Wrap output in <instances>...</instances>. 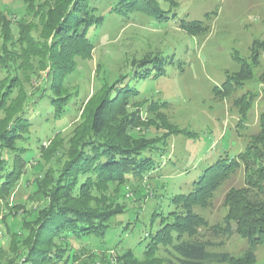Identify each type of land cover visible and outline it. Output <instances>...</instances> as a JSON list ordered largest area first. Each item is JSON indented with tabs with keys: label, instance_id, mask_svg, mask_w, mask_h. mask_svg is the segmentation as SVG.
I'll return each mask as SVG.
<instances>
[{
	"label": "rangeland",
	"instance_id": "1",
	"mask_svg": "<svg viewBox=\"0 0 264 264\" xmlns=\"http://www.w3.org/2000/svg\"><path fill=\"white\" fill-rule=\"evenodd\" d=\"M27 1L0 0V55L21 53L20 20H27L32 27L31 35L41 43L51 44L54 40L53 36L43 37L38 16L26 10ZM43 1L37 0L36 6ZM156 2L165 13L162 19L144 12H124V9L119 12L115 9L117 0L91 1L96 9L91 13L105 19L90 31L93 45L90 54L75 57V69L63 82L65 98L70 100L59 117L54 115L49 102L53 95L50 89L53 70L47 62L45 66L43 55L30 56L31 65L18 70L21 86L19 79L12 83V73L0 64V83L14 85L10 98L19 93L25 95L22 108L31 123L27 138L17 142L30 150L31 159L23 168L24 176L14 192L7 197L10 207L20 203L30 208L32 203L42 208L46 204L36 194L35 200L39 202L31 199L36 190L33 181L47 180L64 170L73 149L70 140L75 128L80 124L89 126L90 109L98 104L106 88L118 87L121 82L122 87L139 92L129 96L125 103L127 119L132 115L138 118L137 123L130 124L128 132L145 133L155 141V152L149 154L155 158L156 168L143 181L135 179L113 191L112 197H117L124 212L111 218L103 239L92 237L84 242L101 249H119L120 254L132 249L143 263L169 264L171 247L164 243L148 259L145 250L150 237L146 233H154L169 219L170 213L181 211L180 202L172 200L175 194L189 192L193 182L220 157L233 158L244 152L250 136L259 128V116L264 111V0ZM4 25L6 30L9 28L10 40L4 36ZM158 51L170 61L164 74L135 78L139 70L137 62ZM38 57L43 60L38 62ZM241 60L248 63L252 75L247 70L245 75L249 78L241 86L231 80V91L226 94L224 83L235 75L242 77ZM216 88H219L217 95ZM250 95L252 104L242 112L234 101L245 96L242 105H247ZM4 116L0 110V117ZM243 184L242 172L223 185L210 206L198 210L208 222L198 229L201 234L224 219L228 210L224 203L227 190ZM1 203L0 244L3 242L1 246L7 249L9 226L4 223L5 209ZM14 220L10 216L7 224L14 228ZM212 241L215 243L210 247L212 251L227 252L234 258L223 264H234L249 247L239 234H223ZM81 246L74 244L75 248ZM255 255V264H264V244L256 247ZM90 257L84 254L81 259Z\"/></svg>",
	"mask_w": 264,
	"mask_h": 264
},
{
	"label": "trees",
	"instance_id": "2",
	"mask_svg": "<svg viewBox=\"0 0 264 264\" xmlns=\"http://www.w3.org/2000/svg\"><path fill=\"white\" fill-rule=\"evenodd\" d=\"M36 1L28 0L26 10L38 16L43 37L53 36L54 40L51 44L41 43L31 35L32 27L27 20H20L21 53L0 55V64L12 73L15 84L19 79L18 70L31 65L29 57L43 55L45 66L47 62L53 70L50 83L53 95L49 102L54 115L59 117L70 100L65 98L63 82L75 69V57L90 54L93 47L90 31L100 26L105 18L91 13L96 10L91 6L92 0H44L38 6ZM156 1L117 0L115 9L144 12L162 19L165 13ZM189 25L192 27L194 23ZM4 36L10 40L11 33L5 25ZM39 60L43 58L38 57ZM169 62L160 51L145 56L137 62L139 70L134 77L161 76ZM149 63L154 66H148ZM240 66L242 77L239 79L235 75L224 83L226 94L231 91V80L241 86L252 75L248 63L241 60ZM247 70L249 76L246 77ZM13 84L0 83V110L5 113L0 117V201L10 235L7 249L1 246L3 242L0 244V264H96L98 261L108 264L110 251H113L115 264H150L136 258L132 249L120 254L119 249H101L84 242L92 237L103 239L111 218L124 212L117 197H112L114 192L135 179L143 181L156 168V160L149 154L155 152V141L148 139L145 133L128 132L130 124L137 123L138 118L132 115L127 119L125 103L129 96L139 92L129 86L122 87L121 82L118 87L106 88L98 104L90 109L89 126L80 124L75 128L70 140L73 153L71 150L64 170L47 180L33 181L36 190L31 199L46 204L42 208L32 203L30 208L20 203L10 207L7 197L14 192L24 176L23 168L31 159L28 157L30 150L17 144L27 138L31 123L22 108L25 95L22 97L19 93L10 98ZM217 92L219 88L214 90L216 95ZM245 99L242 96L234 101L241 111L250 108L253 96L250 95L247 105L243 106ZM177 133L188 136L182 130ZM242 172L244 184L232 185L225 194L228 210L224 219L201 234L198 229L208 222L198 210L210 206L223 185ZM35 194L39 200H35ZM172 200L180 202L181 211H173L154 233H146L150 237L145 250L148 259L158 245L164 243L171 247L169 264H223L234 258L227 252L212 251L210 247L215 244L212 239L223 234H239L249 247L234 264H255L256 247L264 244V111L259 116V128L250 136L244 152L233 158L220 157L193 182L189 192L175 194ZM10 216L16 220L14 228L7 224ZM79 243L83 246L75 248L74 244ZM84 254L92 257L83 260Z\"/></svg>",
	"mask_w": 264,
	"mask_h": 264
},
{
	"label": "built area",
	"instance_id": "3",
	"mask_svg": "<svg viewBox=\"0 0 264 264\" xmlns=\"http://www.w3.org/2000/svg\"><path fill=\"white\" fill-rule=\"evenodd\" d=\"M107 256H108L107 262H109L108 264H115L113 251H110V253L108 252ZM96 264H104V263L102 261H98Z\"/></svg>",
	"mask_w": 264,
	"mask_h": 264
}]
</instances>
